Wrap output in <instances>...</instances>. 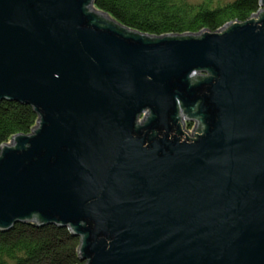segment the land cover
I'll use <instances>...</instances> for the list:
<instances>
[{
  "label": "water",
  "instance_id": "95a60500",
  "mask_svg": "<svg viewBox=\"0 0 264 264\" xmlns=\"http://www.w3.org/2000/svg\"><path fill=\"white\" fill-rule=\"evenodd\" d=\"M93 4L0 0V101L38 116L0 145V229L66 227L79 264H264V0L158 37Z\"/></svg>",
  "mask_w": 264,
  "mask_h": 264
},
{
  "label": "trees",
  "instance_id": "16d2710c",
  "mask_svg": "<svg viewBox=\"0 0 264 264\" xmlns=\"http://www.w3.org/2000/svg\"><path fill=\"white\" fill-rule=\"evenodd\" d=\"M93 5L121 26L157 37L215 31L261 9L260 0H94ZM37 117L30 105L0 101V145L29 133ZM79 243L66 227L18 222L0 229V264H79Z\"/></svg>",
  "mask_w": 264,
  "mask_h": 264
},
{
  "label": "rangeland",
  "instance_id": "374dc122",
  "mask_svg": "<svg viewBox=\"0 0 264 264\" xmlns=\"http://www.w3.org/2000/svg\"><path fill=\"white\" fill-rule=\"evenodd\" d=\"M143 118V115L142 116H140V118L137 120V122H139L141 119ZM194 122H195V120H193ZM187 121H186V119H185V124H186V126L187 127H189L190 125H187V123H186ZM192 124V123H191Z\"/></svg>",
  "mask_w": 264,
  "mask_h": 264
},
{
  "label": "flooded vegetation",
  "instance_id": "af4514ba",
  "mask_svg": "<svg viewBox=\"0 0 264 264\" xmlns=\"http://www.w3.org/2000/svg\"><path fill=\"white\" fill-rule=\"evenodd\" d=\"M186 123H187V125H190V127H191V125H192V124H191V123H192L191 121H190V122L187 121Z\"/></svg>",
  "mask_w": 264,
  "mask_h": 264
},
{
  "label": "built area",
  "instance_id": "2783aa9c",
  "mask_svg": "<svg viewBox=\"0 0 264 264\" xmlns=\"http://www.w3.org/2000/svg\"><path fill=\"white\" fill-rule=\"evenodd\" d=\"M187 121V120H186ZM190 122V121H189ZM192 123L194 122V121H191Z\"/></svg>",
  "mask_w": 264,
  "mask_h": 264
}]
</instances>
